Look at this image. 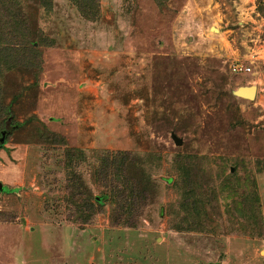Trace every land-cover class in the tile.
<instances>
[{
  "label": "rangeland",
  "instance_id": "374dc122",
  "mask_svg": "<svg viewBox=\"0 0 264 264\" xmlns=\"http://www.w3.org/2000/svg\"><path fill=\"white\" fill-rule=\"evenodd\" d=\"M20 1L0 264H264V0Z\"/></svg>",
  "mask_w": 264,
  "mask_h": 264
},
{
  "label": "trees",
  "instance_id": "16d2710c",
  "mask_svg": "<svg viewBox=\"0 0 264 264\" xmlns=\"http://www.w3.org/2000/svg\"><path fill=\"white\" fill-rule=\"evenodd\" d=\"M39 4L45 11L51 10L52 0H38ZM82 12L88 14L91 10L98 5V0H69ZM10 2L9 5L7 3ZM21 4L20 0H0V15L2 16L3 23L0 24V67H8L11 64H24L27 67L33 68L32 72L37 75L40 69V45L47 44L44 40H33L23 33L18 32L21 30L22 24L19 19L20 13L16 5ZM86 5L88 6L86 8ZM84 6V7H83ZM87 10H86V9ZM19 56L20 59H19ZM35 60H38L35 62ZM2 93L0 92V131L5 128L6 121L9 120V125H13V114H11L7 105L2 104ZM7 137V136H6ZM101 199V198H100ZM189 195H185L183 199L181 210H185L186 202ZM100 202V201H99ZM181 206V207H182Z\"/></svg>",
  "mask_w": 264,
  "mask_h": 264
},
{
  "label": "water",
  "instance_id": "95a60500",
  "mask_svg": "<svg viewBox=\"0 0 264 264\" xmlns=\"http://www.w3.org/2000/svg\"><path fill=\"white\" fill-rule=\"evenodd\" d=\"M257 87L254 84L250 85H240L236 89H234L232 92L235 95L242 96L245 98L253 99L256 94ZM11 131V126H9V120L6 121V126L4 129L0 131V147L3 145L6 135ZM173 139L175 143L180 144L181 139L177 137L176 135L173 136ZM3 185L0 182V189H2Z\"/></svg>",
  "mask_w": 264,
  "mask_h": 264
},
{
  "label": "built area",
  "instance_id": "2783aa9c",
  "mask_svg": "<svg viewBox=\"0 0 264 264\" xmlns=\"http://www.w3.org/2000/svg\"><path fill=\"white\" fill-rule=\"evenodd\" d=\"M233 69L235 70V71H240V70H242V69H244V70H247L248 69V67H242L241 65H234L233 66Z\"/></svg>",
  "mask_w": 264,
  "mask_h": 264
}]
</instances>
